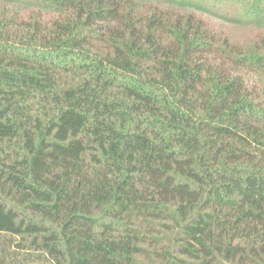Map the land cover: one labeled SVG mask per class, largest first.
<instances>
[{
    "label": "trees",
    "instance_id": "trees-1",
    "mask_svg": "<svg viewBox=\"0 0 264 264\" xmlns=\"http://www.w3.org/2000/svg\"><path fill=\"white\" fill-rule=\"evenodd\" d=\"M0 264H264V0H0Z\"/></svg>",
    "mask_w": 264,
    "mask_h": 264
},
{
    "label": "rangeland",
    "instance_id": "rangeland-1",
    "mask_svg": "<svg viewBox=\"0 0 264 264\" xmlns=\"http://www.w3.org/2000/svg\"><path fill=\"white\" fill-rule=\"evenodd\" d=\"M237 33H238V34H241V31H240V30H237Z\"/></svg>",
    "mask_w": 264,
    "mask_h": 264
}]
</instances>
